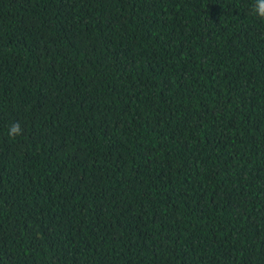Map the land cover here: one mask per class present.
<instances>
[{
  "label": "trees",
  "instance_id": "trees-1",
  "mask_svg": "<svg viewBox=\"0 0 264 264\" xmlns=\"http://www.w3.org/2000/svg\"><path fill=\"white\" fill-rule=\"evenodd\" d=\"M253 3L0 0V264H264Z\"/></svg>",
  "mask_w": 264,
  "mask_h": 264
},
{
  "label": "clouds",
  "instance_id": "clouds-1",
  "mask_svg": "<svg viewBox=\"0 0 264 264\" xmlns=\"http://www.w3.org/2000/svg\"><path fill=\"white\" fill-rule=\"evenodd\" d=\"M251 13L260 19H264V0H254ZM22 134L23 129L18 122L11 125L8 129V136L11 139H15L17 136H21Z\"/></svg>",
  "mask_w": 264,
  "mask_h": 264
}]
</instances>
